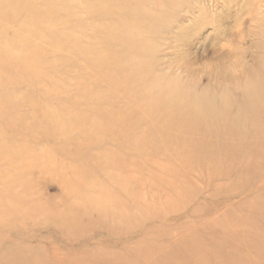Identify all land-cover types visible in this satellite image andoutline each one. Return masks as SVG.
<instances>
[{"label":"rangeland","instance_id":"rangeland-1","mask_svg":"<svg viewBox=\"0 0 264 264\" xmlns=\"http://www.w3.org/2000/svg\"><path fill=\"white\" fill-rule=\"evenodd\" d=\"M263 24L264 0H0V264H264V105L233 90ZM169 81L235 92L199 122L244 134L177 129Z\"/></svg>","mask_w":264,"mask_h":264},{"label":"bare ground","instance_id":"bare-ground-1","mask_svg":"<svg viewBox=\"0 0 264 264\" xmlns=\"http://www.w3.org/2000/svg\"><path fill=\"white\" fill-rule=\"evenodd\" d=\"M261 32V53L257 57V66L251 71V74L246 77L244 86L241 89L234 91L241 95L242 99L250 103L252 109H259L264 105V24L260 29ZM139 68H142L140 66ZM172 81L166 82L160 90L153 94V99H157L161 95L170 96L177 100L186 102L187 107L173 108L174 112L182 115H178L179 123L177 129L182 132L200 133L205 131L207 133H213L216 136L218 134H244L245 126L242 122H239L237 130H231L229 127L224 128L222 123L216 125L215 122H199L205 115H212L216 120L219 119L222 122H227L226 119H234L239 114L246 113L248 109L244 106V102H240L237 99V94L225 90L223 87L217 88L216 93L202 92L194 94L191 88H187L186 92L178 90ZM219 96L220 98H216ZM200 103L201 106L198 109H191V107ZM255 124V123H254ZM253 124V128L257 129L258 124ZM242 130V131H241ZM218 133V134H217Z\"/></svg>","mask_w":264,"mask_h":264}]
</instances>
